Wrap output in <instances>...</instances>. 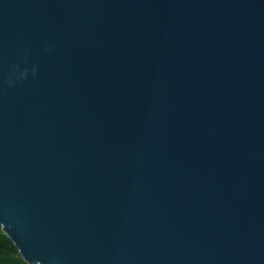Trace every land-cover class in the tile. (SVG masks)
<instances>
[{"label": "water", "instance_id": "95a60500", "mask_svg": "<svg viewBox=\"0 0 264 264\" xmlns=\"http://www.w3.org/2000/svg\"><path fill=\"white\" fill-rule=\"evenodd\" d=\"M0 226L30 264H264V0H0Z\"/></svg>", "mask_w": 264, "mask_h": 264}, {"label": "trees", "instance_id": "16d2710c", "mask_svg": "<svg viewBox=\"0 0 264 264\" xmlns=\"http://www.w3.org/2000/svg\"><path fill=\"white\" fill-rule=\"evenodd\" d=\"M0 264H30L0 226Z\"/></svg>", "mask_w": 264, "mask_h": 264}]
</instances>
